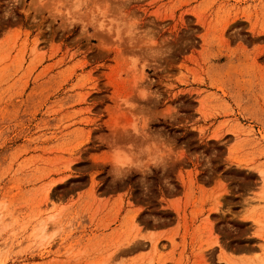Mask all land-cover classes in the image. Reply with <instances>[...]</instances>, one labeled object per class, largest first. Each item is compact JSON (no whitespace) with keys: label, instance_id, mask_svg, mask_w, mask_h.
Masks as SVG:
<instances>
[{"label":"rangeland","instance_id":"1","mask_svg":"<svg viewBox=\"0 0 264 264\" xmlns=\"http://www.w3.org/2000/svg\"><path fill=\"white\" fill-rule=\"evenodd\" d=\"M0 264H264V0H0Z\"/></svg>","mask_w":264,"mask_h":264}]
</instances>
